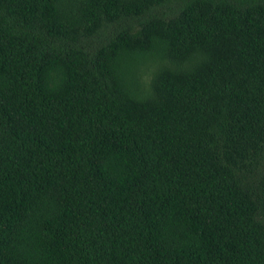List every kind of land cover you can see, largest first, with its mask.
I'll list each match as a JSON object with an SVG mask.
<instances>
[{"label": "trees", "instance_id": "obj_1", "mask_svg": "<svg viewBox=\"0 0 264 264\" xmlns=\"http://www.w3.org/2000/svg\"><path fill=\"white\" fill-rule=\"evenodd\" d=\"M0 264H264V0H0Z\"/></svg>", "mask_w": 264, "mask_h": 264}]
</instances>
